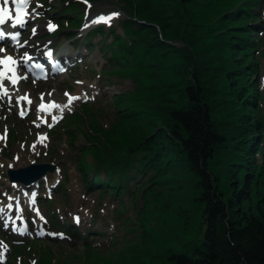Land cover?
<instances>
[{
  "label": "rangeland",
  "instance_id": "obj_1",
  "mask_svg": "<svg viewBox=\"0 0 264 264\" xmlns=\"http://www.w3.org/2000/svg\"><path fill=\"white\" fill-rule=\"evenodd\" d=\"M255 9L259 11L255 24L261 27H252L255 31H250L255 47L248 55L257 69L254 115L260 117L264 134V4ZM29 12L20 46H10L13 53L42 54L49 46L56 52L61 48L69 56L61 71L41 79L25 76V71L20 69V84L8 93L11 102L0 94V208H3L0 264H129L130 259L139 264H171L170 254L191 249L203 239V207L197 200L196 178L182 160L173 158L170 168L160 172L162 178L154 181L159 173L148 168L143 175L135 174L136 178L125 185V192L118 198L110 191L109 184L88 186L96 172L102 177L108 176L107 170L113 161L108 159L104 164L84 150L92 145L90 137L99 136L100 129L110 130L114 126L115 134L109 138L119 142L129 139L127 125H121L126 131L116 126L118 116L125 123L129 117L123 116L132 115L135 120L130 118L129 123L134 130L143 122L153 123L152 129L156 128L155 120L165 117L166 110L158 108L155 113L151 110L154 114L150 115L149 111L140 109L141 98L152 95V85L158 84L163 90L162 98L158 97L162 104L180 101L186 77L175 71L177 65L172 63L181 54L174 50L161 53L165 48L160 49L157 42L161 54H155V58L144 54L140 46L130 56L123 54L114 58L116 35L126 39L128 31L124 25L127 13L121 0H90L89 4L85 0H32ZM111 12L119 13L112 17L111 23L97 22L100 15ZM75 14L83 17L81 22L69 24ZM49 22L58 27L48 29ZM179 27L173 25L174 30ZM86 36L91 43L84 42ZM173 43L184 46L179 37ZM103 45L108 46L105 51ZM0 48L7 46L0 44ZM202 49V55L211 61V46ZM66 92L80 98L68 104ZM21 95L28 96L31 103L17 101L16 96ZM49 100L65 105L62 116L59 109L49 113L39 107ZM21 109L25 116L20 114ZM70 114L76 115L77 120L68 121ZM52 115L60 118L53 122ZM91 122L99 129L90 127ZM256 146L255 164L264 172V137ZM35 162L55 166L32 188L10 182L8 168ZM222 162L224 167L225 161ZM138 163L132 162V166ZM262 174L260 186L264 191ZM222 182L228 186L227 173L222 176ZM145 183L148 184L143 187ZM12 207L15 209L11 211ZM14 218L23 228L26 225L27 230L18 231ZM52 233H64V236Z\"/></svg>",
  "mask_w": 264,
  "mask_h": 264
},
{
  "label": "trees",
  "instance_id": "obj_2",
  "mask_svg": "<svg viewBox=\"0 0 264 264\" xmlns=\"http://www.w3.org/2000/svg\"><path fill=\"white\" fill-rule=\"evenodd\" d=\"M121 2L127 13L124 25L128 31L126 39L116 35L113 57L130 56L136 46L150 58L174 50L181 56L172 65H177L174 70L186 77V83L176 104H162L158 97L163 90L158 84L152 85V95L141 98L140 109L150 115L158 108L166 110L163 118L155 114L159 118L155 120L156 128L152 129L153 123L143 122L134 130L129 123L130 118L135 120L132 115L123 116L129 117L125 123L118 116L116 126L119 129L127 125L129 139L119 142L109 138L115 134L114 126L90 137L92 145L84 152L92 153L104 164L111 159L113 164L109 165L108 176L96 172L88 186L109 184L110 191L120 198L135 174L156 169L157 181L162 178L160 172L170 168L171 159L182 160L196 178L204 235L197 246L170 254L171 264H264V191L260 186L264 172L254 160V147L259 146L264 134L260 117L254 115L257 69L248 55L255 47L250 31L261 27L255 24L259 18L255 7L264 0ZM74 17H70L69 24L77 25L83 18L76 14ZM174 24L180 26L177 31ZM178 37L184 43L182 48L173 43ZM157 42L160 49L165 48L161 53ZM209 46L213 52L211 61L202 55V48ZM107 47L103 45L104 51ZM145 102H151V107ZM67 119L77 120L71 114ZM92 122L90 127L99 129ZM101 137L107 139L103 141ZM131 161L139 163L134 167ZM226 173L228 186L222 182ZM129 264L139 261L130 259Z\"/></svg>",
  "mask_w": 264,
  "mask_h": 264
},
{
  "label": "snow or ice",
  "instance_id": "obj_3",
  "mask_svg": "<svg viewBox=\"0 0 264 264\" xmlns=\"http://www.w3.org/2000/svg\"><path fill=\"white\" fill-rule=\"evenodd\" d=\"M39 2V0H37ZM32 3V0H0V39H3L4 37H11L13 42L17 45V47L20 46L19 37L21 36V33L19 31H5L3 25L9 22V20L12 21L13 27L16 25H24L27 23V20L30 17L29 12V6ZM86 4L90 3V0H85ZM39 15V13H37ZM118 12H111L107 15H100L97 19V22L100 21H107L108 23H111L112 17L118 16ZM46 27L48 29L54 30L58 27L57 24L49 22ZM33 34H36V29H33ZM25 44L28 43V41H24ZM4 49L0 48V52H3ZM49 56L53 55V52L50 50L47 53ZM29 61H32V55L29 52H24L22 55L18 57H14L12 55H0V65L3 67H0V94L5 95L9 102H11V96L8 95V88L5 87V80L10 81L11 85H16L18 80L20 79V76L18 75V72L20 71V65H23L27 68L29 72L33 71V69H37L41 72L45 71V66L42 63H38L33 61L32 63H29ZM27 73H25V76ZM82 83V81L80 82ZM51 93H49L50 95ZM65 95L68 97V104H71L72 101L79 99L80 97L78 95H71L70 93H65ZM43 96V94H42ZM85 98H87V94L85 93ZM17 101L20 100H27L28 103H31V100L28 96H18L16 97ZM39 107L51 113L54 109H59L61 112V116L63 114V111L65 109L64 104H60L57 101L53 100L48 102L47 104L41 103ZM69 111L71 108L68 109ZM21 115H23V111L20 112ZM60 117L56 115L51 116V120L53 122L57 121ZM35 123V121H33ZM52 125L49 124V127ZM46 137V134H40ZM18 159V157H17ZM11 207V205H9ZM3 211V208H0V212ZM76 222H80L79 215L76 216ZM7 226V225H5ZM18 231H26L27 226L25 225V228L17 229ZM52 235H60L64 236V233H52ZM34 264V262H33Z\"/></svg>",
  "mask_w": 264,
  "mask_h": 264
},
{
  "label": "water",
  "instance_id": "obj_4",
  "mask_svg": "<svg viewBox=\"0 0 264 264\" xmlns=\"http://www.w3.org/2000/svg\"><path fill=\"white\" fill-rule=\"evenodd\" d=\"M54 166L50 163L35 162L16 169L9 168L7 173L10 181L21 182L27 186L41 179L48 170L52 171Z\"/></svg>",
  "mask_w": 264,
  "mask_h": 264
},
{
  "label": "bare ground",
  "instance_id": "obj_5",
  "mask_svg": "<svg viewBox=\"0 0 264 264\" xmlns=\"http://www.w3.org/2000/svg\"><path fill=\"white\" fill-rule=\"evenodd\" d=\"M91 23V22H90ZM49 47V46H48ZM44 50H45V48H44ZM0 55H2V54H0ZM14 57H18V56H20V55H13ZM22 66V65H21ZM0 67H2L1 65H0ZM5 83V82H4ZM5 87L6 88H8V91H9V89L11 88V87H13V85H11V83H10V81H8V84H5ZM48 102H50V100L48 101ZM58 102V101H57ZM58 103H60V102H58ZM41 104V103H40ZM21 111H23V110H21ZM18 185V184H17ZM36 185V184H35ZM13 209H15L14 207H12L11 208V211L13 210ZM14 220L16 221V223H14V227L15 228H20V229H22L23 228V226H20V224H17V219L16 218H14ZM17 226V227H16ZM2 249L3 248H1V246H0V251H2Z\"/></svg>",
  "mask_w": 264,
  "mask_h": 264
}]
</instances>
